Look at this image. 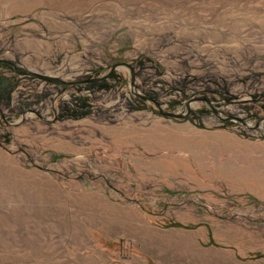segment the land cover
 <instances>
[{"label": "rangeland", "instance_id": "1", "mask_svg": "<svg viewBox=\"0 0 264 264\" xmlns=\"http://www.w3.org/2000/svg\"><path fill=\"white\" fill-rule=\"evenodd\" d=\"M0 60V264H264V121L162 115L124 67L25 73L128 62L164 110L253 126L264 0H0Z\"/></svg>", "mask_w": 264, "mask_h": 264}, {"label": "water", "instance_id": "2", "mask_svg": "<svg viewBox=\"0 0 264 264\" xmlns=\"http://www.w3.org/2000/svg\"><path fill=\"white\" fill-rule=\"evenodd\" d=\"M0 62H2V60H0ZM119 67H124L128 70L129 72V81H128V87H129V91L141 98L144 102H152L158 109V112L162 115L168 116V117H174V118H184L186 117L189 113H190V104L192 102H200L203 104H206L209 106V108L211 109L212 113H214L216 116H218L219 118L226 120V119H234L236 121H238L243 127L246 128H256L259 126L260 122L264 121V116H260L258 117L257 121L255 122V124L253 126H249L244 118H238V117H221L217 111V109L213 106L212 101L209 100L208 98L205 97H193L191 99H189L188 101H186L184 103V108L181 112H174V111H167L164 110L160 103L158 101H156L155 99H153L152 97L145 95L141 92H139L136 89L135 86V69L134 67L128 63V62H117V63H113L109 66L108 70L99 76L96 77H88V78H83V79H78V80H73V81H66V80H62L58 77H54V76H49V75H44V74H38V73H34V72H28L26 71V74H32L35 75L38 78L44 79L48 82H53V83H58V84H62V85H68V84H85V83H93V82H98V81H102L107 79L110 74L116 70Z\"/></svg>", "mask_w": 264, "mask_h": 264}, {"label": "trees", "instance_id": "3", "mask_svg": "<svg viewBox=\"0 0 264 264\" xmlns=\"http://www.w3.org/2000/svg\"><path fill=\"white\" fill-rule=\"evenodd\" d=\"M108 78L110 80L117 81V78H116L114 72H112ZM117 82H119V81H117ZM15 83L16 82L11 81L7 77L6 78L2 77V79L0 80V105L4 101H6L7 103L10 101V92H11L12 88H14ZM84 86H86V87L97 86L99 88L105 89V88H108L110 85L108 84L107 79H105V80L98 81L95 83L86 84ZM78 100H80L82 102L81 109H78V107L72 108V107L66 106L64 108V112H62V114L60 115V118H66V117L80 118V117H84V116L88 115L91 111V107L87 103L88 98L87 97H78ZM134 100L141 101L139 98H134ZM172 224H174V223H171V225Z\"/></svg>", "mask_w": 264, "mask_h": 264}, {"label": "flooded vegetation", "instance_id": "4", "mask_svg": "<svg viewBox=\"0 0 264 264\" xmlns=\"http://www.w3.org/2000/svg\"><path fill=\"white\" fill-rule=\"evenodd\" d=\"M6 63L4 61L0 62V66H4ZM2 79V76L0 75V80Z\"/></svg>", "mask_w": 264, "mask_h": 264}]
</instances>
